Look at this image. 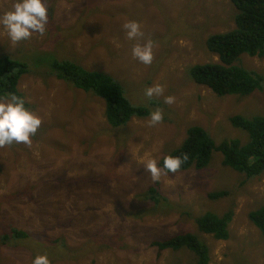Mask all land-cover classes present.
Masks as SVG:
<instances>
[{
	"label": "rangeland",
	"instance_id": "1",
	"mask_svg": "<svg viewBox=\"0 0 264 264\" xmlns=\"http://www.w3.org/2000/svg\"><path fill=\"white\" fill-rule=\"evenodd\" d=\"M14 2L0 0V15ZM48 3L43 36L13 45L0 25V55L30 62L19 88L27 107L43 119L31 146L0 148V264H32L45 252L52 264H196L188 248L159 251L152 244L180 232H193L207 243L209 264H264V235L249 217L264 204V173L248 178L215 152L203 169L162 176L158 186L166 200L143 196L155 184L143 161L161 160L180 146L189 126H203L217 143L226 138L246 143L248 133L234 127L230 117L264 113V90L220 96L190 75L195 64L219 61L207 38L235 27L231 0ZM129 20L141 24L138 40L125 35L123 24ZM148 41L153 43L151 65L131 51L135 43ZM35 48L112 74L134 104L162 109L163 122L149 127V115H135L126 125L111 126L105 100L57 79L48 64H35L26 56ZM237 63L264 75V57L244 53ZM155 85L163 86V95L149 99L145 90ZM166 96L174 103L166 104ZM225 189L229 194L210 197ZM229 209L234 216L228 239L199 230L197 217ZM12 227L30 236L4 240Z\"/></svg>",
	"mask_w": 264,
	"mask_h": 264
},
{
	"label": "trees",
	"instance_id": "2",
	"mask_svg": "<svg viewBox=\"0 0 264 264\" xmlns=\"http://www.w3.org/2000/svg\"><path fill=\"white\" fill-rule=\"evenodd\" d=\"M231 2L237 10L234 16L235 27L213 33L207 38L208 50L216 53L219 61L195 64L190 69V75L195 82L210 87L220 96H247L256 90H264V75L239 65L237 61L244 53L264 57V0H231ZM27 55L34 57L35 64H48L51 74L57 79L102 97L105 100L106 119L113 127L128 124L135 115L146 117L152 111L149 105L134 104L127 96L123 83L112 74L89 69L71 58L54 57L52 53L42 48H35ZM47 55L48 58L53 59H46ZM29 71V61L19 60L8 53L1 54L0 96L15 93L24 98L19 82ZM155 104L157 105L158 102ZM230 121L234 127L248 133L246 143L239 138H226L217 143L203 126L191 125L182 144L169 152L173 155H188L187 162L180 170L192 167L203 169L210 164L215 152H221L226 166L240 171L248 178H255L264 173V113L252 116L234 114L230 117ZM227 194L229 191L225 189L211 193L210 197L218 198ZM143 196L156 203L162 199L166 200L157 182L151 185ZM233 216V209L222 215L207 211L196 218V223L203 233L213 234L217 239L225 240L230 236L229 224ZM249 217L264 235V204L250 211ZM10 233H4L3 239L7 240L10 236L17 239L30 236L27 231L16 227H12ZM152 244L157 246L159 251L167 248H188L195 252L196 264L210 262L209 246L193 232H180L163 239H156Z\"/></svg>",
	"mask_w": 264,
	"mask_h": 264
},
{
	"label": "clouds",
	"instance_id": "3",
	"mask_svg": "<svg viewBox=\"0 0 264 264\" xmlns=\"http://www.w3.org/2000/svg\"><path fill=\"white\" fill-rule=\"evenodd\" d=\"M48 0H15L10 10L0 15V25L13 45L30 39L34 34L43 36L48 31L49 24ZM128 40H138L143 36L141 24L137 20H129L123 24ZM132 56L145 65H151L154 60L153 43H135L132 47ZM162 85L146 88L145 96L149 99L163 95ZM166 104L174 103V97L166 96ZM164 120V112L157 108L150 112L148 126L154 127ZM43 123L42 117L27 107L25 98L7 93L0 96V148L13 144L31 146ZM188 155H165L162 160L153 157L143 161L144 169L151 174L154 182H160L162 176L177 173L187 162ZM32 264H52L49 255L37 253Z\"/></svg>",
	"mask_w": 264,
	"mask_h": 264
}]
</instances>
